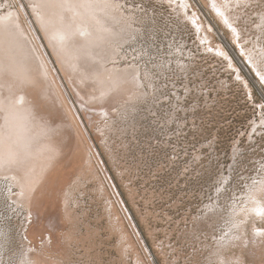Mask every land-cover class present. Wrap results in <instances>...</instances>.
<instances>
[{"label": "rangeland", "instance_id": "1", "mask_svg": "<svg viewBox=\"0 0 264 264\" xmlns=\"http://www.w3.org/2000/svg\"><path fill=\"white\" fill-rule=\"evenodd\" d=\"M1 133L0 264H264V0H0Z\"/></svg>", "mask_w": 264, "mask_h": 264}, {"label": "bare ground", "instance_id": "2", "mask_svg": "<svg viewBox=\"0 0 264 264\" xmlns=\"http://www.w3.org/2000/svg\"><path fill=\"white\" fill-rule=\"evenodd\" d=\"M117 8V7H116ZM115 8V9H116ZM44 16V15H43ZM86 33V34H85ZM88 33H89V30L88 29H85L84 30V35L85 36H87L88 35ZM78 37H75V41H77L78 42V40L79 39H77ZM88 39H89V37H87V38H85V39H83V40H85V41H88ZM5 136L6 137H4V133H1L0 134V138H1V140H3L2 142H3V144H4V140L6 139V141L7 142H9L10 140H8L7 139V135L5 134ZM10 144H12L13 142H9ZM5 150V149H4ZM4 152L5 151H3L2 150V152H0V158H2V160H4L6 163H8V165H10V166H12V167H14L15 168V173H17V175H20V176H23L24 178H25V180H26V182H27V185L25 186V188L26 189H28V188H34V186L37 184V182H38V178H36L35 176H31L30 174H31V171L34 169V164H35V161L34 160H32V159H30V160H28L29 162V164L27 163V162H23L22 163V165L20 166V169H17V167H18V165H16L15 163H16V161L18 160V158L17 157H20V156H18L17 154H18V152H16V151H13L12 150V154H11V156H8L7 157V155H6V157H3L2 156V153L4 154ZM29 153V152H28ZM5 154H8V151H7V153L5 152ZM31 156H33V154H31V153H29ZM65 157V156H64ZM20 159H21V157H20ZM42 160V159H41ZM25 161H27V160H25ZM15 165V166H14ZM2 166V165H1ZM6 166V165H5ZM17 166V167H16ZM36 166V165H35ZM19 168V167H18ZM42 168H44V167H42ZM2 177V176H1ZM15 180V179H14ZM9 181V180H8ZM16 181V180H15ZM41 182V181H40ZM45 184V183H44ZM39 185V184H38ZM39 187V186H38ZM36 188H37V186H36ZM35 188V189H36ZM34 189V190H35ZM16 192V191H15ZM30 192H31V190H30ZM30 192H29V194H30ZM35 193V192H34ZM33 194V193H32ZM19 195V194H18ZM36 195V194H35ZM34 195V196H35ZM20 196V195H19ZM33 197V196H32ZM31 197V198H32ZM33 199H35L34 197H33ZM256 201H257V198H256ZM261 202L260 203H258V205H260L261 206ZM259 206V210H261L262 211V209H264V208H261ZM263 207V206H262ZM35 213V212H34ZM38 214V213H37ZM244 241V240H243ZM247 243V242H246ZM242 246H243V244H242Z\"/></svg>", "mask_w": 264, "mask_h": 264}]
</instances>
